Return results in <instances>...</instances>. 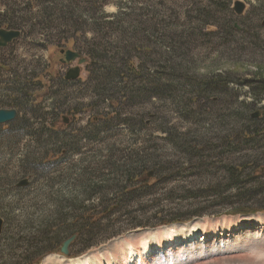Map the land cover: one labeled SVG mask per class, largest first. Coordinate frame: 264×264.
Wrapping results in <instances>:
<instances>
[{"label":"rangeland","instance_id":"obj_1","mask_svg":"<svg viewBox=\"0 0 264 264\" xmlns=\"http://www.w3.org/2000/svg\"><path fill=\"white\" fill-rule=\"evenodd\" d=\"M41 1L47 0H0V14H8L12 26L8 30L22 34L0 52V61L26 81L34 73L43 74L46 88H37L41 98L36 105L42 109L38 114L56 124L59 142L71 139L69 151L78 150L62 154L48 175L63 179L62 192L72 199L65 203L71 208L66 216L76 218L81 227V209L90 207L93 224L89 236L78 231L77 225L52 232L47 245L54 250V238H66L71 232L78 237L67 256L60 253L65 240L59 253L47 254L39 264H73L70 261L85 256L93 264H123L126 245L139 249L145 242H164L162 230L182 225L155 227L158 223L195 213L203 214L183 225L196 226L203 233L216 232V237L211 234L203 245L188 237L175 252L161 256L154 252L135 264H264V212L227 214L263 207L257 192L264 190V176L254 175L247 166L264 164V141L245 146L228 140L248 124L245 106H252V113L264 110V99L257 102L252 96L256 82L264 79V0H239L245 5L241 17L230 9L237 0H230L228 11L223 8L227 0H54L56 14L65 7L67 17L58 24L39 25L44 8H53L43 7ZM120 8L122 15H118ZM229 20L231 32L223 28ZM61 48L87 58L79 81L72 86H61L58 81L68 68L61 64ZM125 56L133 60L135 73L140 71L145 77L156 76L150 70L145 73L146 69L167 67L169 92L161 97L155 93L153 98L139 93L135 101H124L118 89L109 86L110 81L106 87L111 96L98 95L94 90L97 59H115L121 67ZM3 75L0 103L10 98L15 87L11 73ZM206 82L215 90L202 92L201 84ZM52 102L60 105L56 117L51 115ZM27 108L20 118L30 115L29 109L35 110L32 105ZM103 116L106 128L96 135L89 125ZM40 135L31 138L23 132L0 150V218L4 221L0 264L11 263V256L14 263L35 256L24 251L34 236L42 231L49 234L48 225L39 227V222L58 220L54 210L61 205L52 204L37 184L18 192L7 183L9 179L19 182L31 173L29 161L60 148L49 141L47 133ZM23 157L29 161L21 167L18 162ZM143 160L157 164L158 174L151 168L146 171L147 180L154 175L161 178L157 184L147 192L135 185L138 193L132 198L105 196L106 190L123 184L126 166ZM238 165L246 168L232 183L228 173ZM92 184L99 187L100 196L83 203L79 195Z\"/></svg>","mask_w":264,"mask_h":264},{"label":"trees","instance_id":"obj_2","mask_svg":"<svg viewBox=\"0 0 264 264\" xmlns=\"http://www.w3.org/2000/svg\"><path fill=\"white\" fill-rule=\"evenodd\" d=\"M230 0L225 1L223 3V8L225 10H229V4ZM41 4L43 7L45 5H52L53 8H44V14H42L43 17L38 21L39 25L44 23L47 24H58V22H62L61 20H65V16L68 13L67 8L63 7L61 8L59 12V16L56 14V6H55V1L54 0H47V1H41ZM120 14L122 15V9H119ZM8 14H0V28H7V29H12V26L10 25V20L6 19ZM67 17V16H66ZM64 18V19H62ZM229 22L224 23L223 28L228 29L231 32L233 25ZM69 43V42H67ZM65 43V44H67ZM66 46V45H65ZM88 54V53H87ZM92 61L95 62V57L93 55H88ZM98 60V68L97 71H95V81H97V85L94 87V90L98 92V95L102 97H110L112 91L107 90V83H109V86H112V84L115 86V88L118 89V94L121 95V99L125 100H131L135 101L137 98V95L139 93L142 94L145 98H153L155 93L156 96L161 97L162 94H166L169 92L171 89V83L168 82L169 80V73L167 71V67L161 69V70H155L154 68L151 69H146L147 73L149 70L150 72H153V74H156V76H143L140 71H137L135 73V65L133 63V60L130 59V57L125 56L124 60L121 59L122 61V66L117 67L116 66V60L115 59H108L106 57H103ZM114 64V67H110L111 64ZM103 64V65H102ZM139 70V69H138ZM11 73L10 78L12 79V82L14 84V89L11 91L12 95L10 96L9 99H7L4 103H0V108H14L18 112V117L16 120L10 124L0 126V150L7 148V146H11V142L13 140H16L20 134L23 132L26 133L29 137L35 138L40 137L41 133L45 134L47 133V136L49 137V141L55 144H59L60 148L57 147L54 152H49L46 153V155L37 160L33 159L29 161L28 158L23 157L22 160H20L18 163H21V167L29 161V168L33 169L31 173L27 174L25 176L26 179H29V185L26 189L30 188L31 185L34 183L37 184L40 187V190L44 193H46L47 197H50V200L52 201V204H60V207H56L54 210L55 218L58 220H51L47 218L46 221L42 220L39 222L38 226H43V224L48 225L47 231H49V234H44V232H40L38 236H34L32 240H29L27 243L28 245L25 247L24 252H30V254L34 255L31 257L28 261H22L19 263H14L13 256L12 260L9 258L11 263L8 264H39L44 256L47 254L51 253H59L58 247L67 240L68 238L72 236H77V232H71L66 238H54V243L56 245V249H51L49 245H47L48 239L51 236V233L54 232L55 230H59L60 228L63 227H71V226H76L77 225V230L78 231H83L85 235L89 236V233L91 232L88 230L89 227L92 226L93 222L92 219L93 217L90 215L91 208L90 207H84L81 209V227L80 225L76 222V218L72 216H66V213L71 211L70 206L65 205V203H72V199L68 193L62 192L63 186H64V181L59 179L56 176H49L50 174L49 170L50 168H53V165H56V162L60 160V158L63 157L62 154L66 155L69 153H78V150L69 151L68 146L71 147L72 141L71 139H66L65 143L64 142H59V138L61 136L60 132L57 129V126L54 122L46 121V116L45 115H39L38 112L42 111L41 105H36V102L41 98L40 93L38 92L37 88H40L41 91L46 88V80L43 78L42 73H34L31 75V80L26 81V78L24 77H17L18 75L13 72L8 64H4L0 62V75L3 73ZM169 74V75H168ZM91 78V73L89 74ZM14 77V78H13ZM155 77V78H154ZM1 79V76H0ZM139 80V81H138ZM154 80H157L154 81ZM89 81V80H88ZM137 83L135 85L134 83ZM253 83V81H251ZM134 84V86H133ZM120 90H119V88ZM135 91L133 95H131L132 91ZM215 90V87L210 85L208 82L201 84V91H213ZM256 92L252 93V96L255 101L259 102L264 99V79L263 80H258L256 82ZM204 94V93H201ZM131 95V96H130ZM113 96V95H112ZM53 107H52V114L53 116H58V112L60 110V105H57L55 102H52ZM29 105H32L33 107L35 106V110L33 108L29 109L30 110V115L28 114L27 116L24 115L23 117L20 118L21 111L27 113V107ZM245 116L244 119H247L248 124L244 125L238 128V130L234 133L231 138H229L228 142H233L235 141L236 144L239 145H251V144H259V142L264 141V110L257 111L259 112V115L257 118H253L252 113L253 107L252 106H245ZM51 111V110H50ZM48 116V115H47ZM43 118V119H42ZM37 124L36 127L35 124ZM57 122V121H56ZM107 120L106 117H101L95 121H92L90 123V128L95 130L94 134H98L99 132H102V129L105 130L106 125H107ZM101 129H98V128ZM34 133V134H33ZM225 139L224 143H228ZM64 143V144H63ZM194 150L191 149L190 152L194 154ZM264 156V153L262 154ZM58 163V162H57ZM156 167V169H155ZM247 167L252 168V173L256 176H264V164L261 166H256V165H249ZM258 167V168H256ZM149 168L153 169L156 174H158L160 171L157 170V164L155 163L154 166L149 163L148 160H143V161H136L134 163V167H131L129 164L124 168L123 172V184L119 187H116L113 191L109 192L106 190V197H108V194L110 193L112 197L114 196H120V197H127V198H132L137 190L134 189L133 187L137 184L141 186L139 188L142 192H147L154 183L157 184L158 181L161 180V178H157L156 175L152 178V180H147V175L146 171L149 170ZM246 168L245 165H238L235 166L233 169H230L229 175H230V180L233 182H237L238 178L241 173H243V170ZM256 168V169H255ZM24 178V179H25ZM7 183L10 184L11 189L14 191L22 192L26 189H21L17 187V183H14L13 179L7 180ZM152 184V185H150ZM236 184V183H234ZM96 184L88 185L86 191L81 192V196L79 197L82 200H91L92 198H95V196H100L98 190V186ZM95 187V188H94ZM248 195L249 193H252L251 191L247 192ZM258 194H261V198H259V202L263 207L259 208H251V207H245L237 211H232L227 213L228 215H248V214H255L258 212H264V190H261L257 192ZM134 194V195H133ZM258 202V203H259ZM84 203V202H83ZM89 206V205H88ZM203 213H195L189 216H180L177 218H172L168 221H162L158 223L155 227L159 226H167L170 224L174 223H187L192 220V218L195 217H201ZM66 216V217H65ZM25 224L28 226V220L25 221ZM32 226V225H31ZM30 227V225L28 226ZM137 228H145V227H137ZM32 228L28 231H30ZM26 231V232H28ZM46 231V229H45ZM66 235V233H65ZM2 236V235H1ZM0 236V238H1ZM47 245V246H46ZM90 245V241H87L86 248ZM43 246H46L43 248ZM79 255H74L73 257H77ZM72 258V257H71ZM26 260V259H25ZM24 262V263H23Z\"/></svg>","mask_w":264,"mask_h":264},{"label":"bare ground","instance_id":"obj_3","mask_svg":"<svg viewBox=\"0 0 264 264\" xmlns=\"http://www.w3.org/2000/svg\"><path fill=\"white\" fill-rule=\"evenodd\" d=\"M187 226H180L176 228H170L162 230L163 236H165L166 241L161 242H145L139 249H135L131 245L125 246V255L126 258L122 261L123 264H135L138 260H144V258H149L151 256H154V252H158V255H162L167 252H175L178 250L179 245L185 243L187 238L192 240L199 239L198 243L202 245L203 243H206L210 239V235L213 234V237L217 236L216 232H207L203 233L200 231L199 228L196 226H188V230H186ZM179 228V230H178ZM186 230V232H185ZM182 232V236L177 232ZM185 232V233H184ZM222 236V235H221ZM189 240V241H190ZM147 241V240H146ZM142 243V242H141ZM186 246V245H185ZM89 256H85L83 258L74 259V261H70V263L73 264H93L92 260L88 258ZM141 261H139L136 264H139ZM52 262V261H50ZM112 264V262L105 261L103 264ZM101 264V263H99ZM121 264V263H120Z\"/></svg>","mask_w":264,"mask_h":264},{"label":"water","instance_id":"obj_4","mask_svg":"<svg viewBox=\"0 0 264 264\" xmlns=\"http://www.w3.org/2000/svg\"><path fill=\"white\" fill-rule=\"evenodd\" d=\"M232 10L234 11L235 15H237L238 17H241L244 15L245 5L241 1L237 0V1L233 2ZM20 34L21 33L19 31L0 29V48L7 47L8 44L17 40L20 37ZM77 57H78V55L74 52H71V51L65 52V61L66 62H71L74 59H76ZM83 62H84L83 60H80L79 64H82ZM78 75H79V69L78 68L70 69L67 72L65 79L66 80H75L78 77ZM16 114L17 113L15 110H0V125H4V124H7V123L14 121L16 118ZM258 115H259V113H256L252 117L257 118ZM27 185H28V181L23 180L17 184V187L23 188V187H26ZM2 226H3V220L0 218V235L2 232ZM74 238L75 237L73 236L70 239L66 240L62 244V247L60 250L61 254L68 255V247L73 242Z\"/></svg>","mask_w":264,"mask_h":264}]
</instances>
